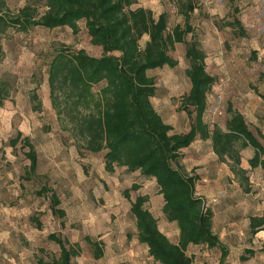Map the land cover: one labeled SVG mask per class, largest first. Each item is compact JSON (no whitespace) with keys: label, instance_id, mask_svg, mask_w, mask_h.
<instances>
[{"label":"rangeland","instance_id":"obj_1","mask_svg":"<svg viewBox=\"0 0 264 264\" xmlns=\"http://www.w3.org/2000/svg\"><path fill=\"white\" fill-rule=\"evenodd\" d=\"M182 1L185 0H137L132 7L151 8L155 16L166 11L171 30L178 23L184 24L179 7ZM192 1L196 6L191 13L194 32L187 39L200 40L207 53V70L216 77L208 95L205 120L211 128L215 124L224 127L228 105L232 103L247 111V120L257 124L258 136L264 143V0ZM6 2L12 12H17L27 0ZM34 4L40 13L46 9L43 0H34ZM235 17L244 24L245 36L228 25ZM79 25L76 34L68 26H33L28 30L11 26L1 35L4 56L0 59V86L8 91V96L0 101V264H38V257L48 260L58 256L59 246L48 239L51 232L80 244V255L72 259V264H159L150 258L147 247L138 242L130 210L138 195H146V206L157 218L160 229L173 241L178 240V225L166 219L156 181L123 166H117L114 172L107 171L105 151L79 152L51 104L48 68L56 50L84 48L89 54H101V49L91 43L85 21L81 20ZM147 38H142L141 45ZM185 51V42L176 43L171 54L178 64L150 72L157 84L152 102L172 124L174 132L188 131L191 123L182 105L190 89ZM101 86L96 85L94 90ZM19 130L30 137L38 154L37 173L30 180L24 177L29 164L25 156L28 148L22 142L16 147L10 145V139ZM181 153L179 162L186 171L192 164L187 166L184 162H203L200 173L209 172L213 165L216 168L212 172L230 174L231 180L221 183L223 186L213 191L215 195L209 199L212 201L218 191L229 186L227 199L222 202L231 215L241 214L233 227H229L225 216H218L214 222L215 228H225L233 235H228L231 248L225 264H264V232L251 236L245 218L257 211L252 210L256 206L255 195L263 191L257 189L254 171L250 172L251 191L245 192L230 166L214 153L210 139L198 138ZM245 155L242 151V158ZM188 172L197 173V167ZM44 185L57 191L65 217L52 214L51 193L35 194ZM125 189H129V197ZM33 216L40 219L41 228L32 220ZM87 235L103 240L101 258L94 257L85 239ZM246 248H253L254 255L247 253ZM191 254L196 264H220L219 248L194 246ZM242 254L249 258L241 260Z\"/></svg>","mask_w":264,"mask_h":264},{"label":"trees","instance_id":"obj_2","mask_svg":"<svg viewBox=\"0 0 264 264\" xmlns=\"http://www.w3.org/2000/svg\"><path fill=\"white\" fill-rule=\"evenodd\" d=\"M44 12H39L34 0L12 12L6 0H0V59L4 56L1 35L11 26L28 30L33 26L54 29L70 27L73 33L80 30L79 22L85 21L91 43L101 49L100 55L89 54L86 49L59 48L54 53L48 68L50 99L63 127L76 142L79 152L98 153L105 151V168L114 172L117 166L128 171L153 178L163 197L162 211L168 221L178 225L179 236L173 241L159 227L158 220L146 206L148 197L138 195L131 203V213L136 222V238L148 249L150 258L159 264H196L188 253L190 246H206L221 250L220 264L226 263L229 247L223 244L213 229L215 211L207 200L197 195L196 184L200 174L188 172L180 165L181 150L196 139L211 140L218 159L227 163L239 179L245 192L251 191L250 172L264 166V143L249 125L247 116L232 103L228 105L225 126L215 124L212 128L205 120L208 95L216 82L206 67L207 53L200 40L194 37L191 13L195 9L192 0L180 2L184 24L178 23L169 30L166 11L155 16L151 8L132 6L137 0H43ZM241 36L247 34L242 21L235 17L228 22ZM148 38L141 45L142 38ZM186 43L185 57L189 62L186 70L190 89L182 105L191 123L186 132H174L155 108L152 97L157 84L152 70L178 64L171 50L176 43ZM102 84L98 91L96 85ZM8 91L0 86V101ZM264 98V95L262 96ZM23 143L29 164L26 179H32L38 169V154L29 136L22 131L10 139L16 147ZM254 149L249 159L252 169L242 166V151ZM179 164V165H178ZM137 188V186H133ZM129 197V189H125ZM51 193L50 208L57 217H65L57 191L48 185L35 191L38 196ZM249 233L255 236L264 232V212L248 216ZM32 220L37 227L42 223L37 216ZM60 252L46 260L38 257V264H72L80 255V244L70 243L56 232L48 234ZM95 258L104 255L101 239L85 237ZM254 255L253 248H246ZM241 260L249 256L241 255Z\"/></svg>","mask_w":264,"mask_h":264},{"label":"crops","instance_id":"obj_3","mask_svg":"<svg viewBox=\"0 0 264 264\" xmlns=\"http://www.w3.org/2000/svg\"><path fill=\"white\" fill-rule=\"evenodd\" d=\"M242 113H244L245 115L247 114V111L245 110H242V109H239ZM247 116V115H246ZM249 125H250V128L255 132V133H258L259 132V129L257 128V124L253 123L251 120H249ZM252 122V124H251ZM264 133V132H263ZM195 141H198V139H196ZM194 141V142H195ZM194 142L192 144H194ZM191 144V145H192ZM191 145L189 147H191ZM187 147V148H189ZM186 148V149H187ZM243 153L245 156H243L242 158V166L244 168H247V169H252L250 164H249V159L254 155V149L252 147H247L246 149L243 150ZM263 158H264V155H263ZM186 165L188 163L192 164V166H189L187 167V170L190 171V169H192L194 166L197 167V170H198V174H200V179L197 181V184H196V193L197 195L199 196H202L204 197L206 200L208 199V205L209 206H212L214 211H215V215L213 217V229L216 233L219 234L220 236V240L223 244H225L226 246H228L229 248H231L230 246V243H229V236L232 237L233 235L232 234H228L226 231V229L224 228L223 231L217 229L214 227V222L216 220V218L218 216H225V218L227 217L226 219V222H228L227 224L229 225V227H233L232 225H236V223L238 222L241 214H230L229 213V210L226 208L227 205L226 204H223V200L224 199H227V195H228V188L229 186H226L225 185V189L223 190V188L218 191V196L217 197H214L212 198V201L209 200L214 194L215 190L219 189L223 186L221 185V183H226L225 180L228 179V182L230 179V174L227 173V174H219L218 172H212V169H215L216 167L215 166H211L210 171L207 172V173H200V171H202L203 169V165L202 163L203 162H184ZM225 164V163H224ZM188 166V165H187ZM200 167V168H198ZM251 171H254V174H256V177H257V182H256V185L257 186V189H263L264 191V166H259V167H256V168H253ZM216 184V185H215ZM219 184V185H217ZM260 184V185H259ZM254 186V185H253ZM214 191V192H213ZM258 191L259 193L257 195H255L256 197V200H254V202L256 203V206H252V210H257L255 211L254 213L251 212L249 213V215H252V214H262L264 212V193ZM223 192V194H222ZM259 194H262V195H259ZM215 202V203H213ZM212 203V204H210ZM247 215L245 218H246V222H247V225H249V219H248V216ZM229 216V217H228ZM168 235V234H167ZM260 235V234H259ZM169 236V235H168ZM178 236H179V231H178ZM236 237V235H234ZM170 237V236H169ZM194 246H190L188 248V253L190 251V255L191 254V251L193 250Z\"/></svg>","mask_w":264,"mask_h":264},{"label":"built area","instance_id":"obj_4","mask_svg":"<svg viewBox=\"0 0 264 264\" xmlns=\"http://www.w3.org/2000/svg\"><path fill=\"white\" fill-rule=\"evenodd\" d=\"M260 185V184H259Z\"/></svg>","mask_w":264,"mask_h":264}]
</instances>
